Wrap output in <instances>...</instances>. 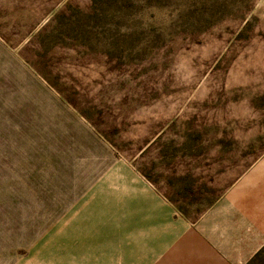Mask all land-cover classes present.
Masks as SVG:
<instances>
[{"label":"rangeland","instance_id":"rangeland-1","mask_svg":"<svg viewBox=\"0 0 264 264\" xmlns=\"http://www.w3.org/2000/svg\"><path fill=\"white\" fill-rule=\"evenodd\" d=\"M262 128L264 0H0V264H165L163 229L130 258L70 219L110 193L194 219L193 170Z\"/></svg>","mask_w":264,"mask_h":264},{"label":"crops","instance_id":"crops-1","mask_svg":"<svg viewBox=\"0 0 264 264\" xmlns=\"http://www.w3.org/2000/svg\"><path fill=\"white\" fill-rule=\"evenodd\" d=\"M234 137L224 147H212L214 159H205L209 161L202 170L192 169L198 187L194 219H172L166 211L162 222L161 213L137 196H90L85 218L70 219L68 234L74 236L69 240L107 248L100 244L104 240L82 235L114 234L112 239L121 242L118 247L129 248L127 257L133 258L139 238L153 241L163 229L165 264H253L264 255V129L239 131ZM156 220L164 227L157 229Z\"/></svg>","mask_w":264,"mask_h":264}]
</instances>
